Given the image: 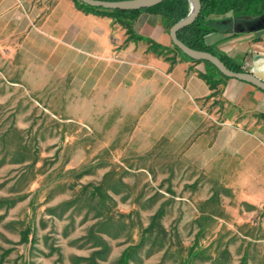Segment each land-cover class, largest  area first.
Segmentation results:
<instances>
[{
  "label": "rangeland",
  "instance_id": "rangeland-1",
  "mask_svg": "<svg viewBox=\"0 0 264 264\" xmlns=\"http://www.w3.org/2000/svg\"><path fill=\"white\" fill-rule=\"evenodd\" d=\"M119 33L30 63L0 49V264H264L261 193L238 161L198 169L191 137L154 135Z\"/></svg>",
  "mask_w": 264,
  "mask_h": 264
},
{
  "label": "crops",
  "instance_id": "crops-1",
  "mask_svg": "<svg viewBox=\"0 0 264 264\" xmlns=\"http://www.w3.org/2000/svg\"><path fill=\"white\" fill-rule=\"evenodd\" d=\"M213 19L216 30L205 36V43L264 80V34L235 32L227 16ZM119 28L110 17L85 12L73 0H0V49L23 55L25 63L55 55L58 44L70 47L81 37H94V46L108 30L120 32L113 42L127 60H119L139 68L129 84L135 91L133 103L158 114L151 123L154 135L175 137L178 142L191 137L186 151L198 169L219 159L238 161L240 190L261 193L264 199V91L234 78L221 79L217 89H211L200 75L205 70L202 62L176 54L171 64L149 51L143 40L123 44L125 31ZM133 29L167 48L172 46L159 15L141 12ZM127 69L117 70L120 78ZM213 98L219 103L213 105ZM208 107L217 108L209 114ZM218 107L231 111L221 115Z\"/></svg>",
  "mask_w": 264,
  "mask_h": 264
},
{
  "label": "trees",
  "instance_id": "trees-1",
  "mask_svg": "<svg viewBox=\"0 0 264 264\" xmlns=\"http://www.w3.org/2000/svg\"><path fill=\"white\" fill-rule=\"evenodd\" d=\"M119 1V0H108ZM76 7L85 12L94 13L101 16H108L114 23L120 25L127 35V40L134 41L143 40L147 43V49L158 56H163L171 62L175 58L169 56V48L155 42L149 37L138 35L134 32L133 25L138 15L141 12H147L153 15H159L161 25L166 32H169L170 27L178 20L184 18L189 12L188 0H164L158 4L138 10H119V9H104L101 7L89 6L79 0H73ZM201 8L197 17L189 24L176 33L177 38L190 48L207 51L217 56L227 68L232 71H245L241 64L234 62L226 54L216 52L213 47L205 43V36L216 29L211 22L215 16H227V18L249 17L256 18L264 13V0H200ZM235 32H233L234 34ZM259 37H256L258 39ZM174 50L185 56L176 46L172 44ZM187 57V56H185ZM193 62H202L205 65V70L201 73V77L209 85L211 89L217 88L220 84L218 78L226 79L228 77L222 75L216 67L208 61L193 60Z\"/></svg>",
  "mask_w": 264,
  "mask_h": 264
},
{
  "label": "water",
  "instance_id": "water-1",
  "mask_svg": "<svg viewBox=\"0 0 264 264\" xmlns=\"http://www.w3.org/2000/svg\"><path fill=\"white\" fill-rule=\"evenodd\" d=\"M93 7H101L104 9H119V10H138L153 6L164 0H79ZM188 14L175 22L169 29V37L171 43L176 46L185 56L193 60L208 61L224 76L234 78L246 83H249L256 88L264 91V80L260 79L250 71L235 72L225 66V64L215 55L207 51L196 50L182 43L176 36V33L182 27L189 25L199 14L201 4L200 0H188ZM232 29L235 32L253 33L255 36L264 34V13L256 18L235 17L231 18Z\"/></svg>",
  "mask_w": 264,
  "mask_h": 264
}]
</instances>
